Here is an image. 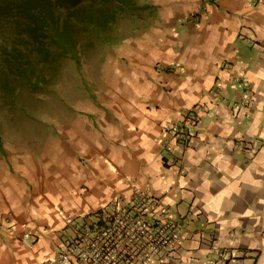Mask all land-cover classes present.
Returning a JSON list of instances; mask_svg holds the SVG:
<instances>
[{
    "label": "crops",
    "instance_id": "1",
    "mask_svg": "<svg viewBox=\"0 0 264 264\" xmlns=\"http://www.w3.org/2000/svg\"><path fill=\"white\" fill-rule=\"evenodd\" d=\"M140 2L151 17L119 48L106 121L0 198V264L56 256L79 219L133 185L179 222L162 264H264V0H214L199 23L200 0ZM187 112L189 144L165 148Z\"/></svg>",
    "mask_w": 264,
    "mask_h": 264
},
{
    "label": "rangeland",
    "instance_id": "2",
    "mask_svg": "<svg viewBox=\"0 0 264 264\" xmlns=\"http://www.w3.org/2000/svg\"><path fill=\"white\" fill-rule=\"evenodd\" d=\"M24 1L0 0V198L26 180L29 166L60 148L76 151V140L106 121L119 48L151 17L146 3L129 0L98 30L84 21V9L57 5L46 17L37 6L24 10ZM49 27L71 33L75 52L61 48Z\"/></svg>",
    "mask_w": 264,
    "mask_h": 264
},
{
    "label": "built area",
    "instance_id": "3",
    "mask_svg": "<svg viewBox=\"0 0 264 264\" xmlns=\"http://www.w3.org/2000/svg\"><path fill=\"white\" fill-rule=\"evenodd\" d=\"M214 0H200L190 13V20L201 22L210 12ZM176 64L159 63L158 68H175ZM198 113L187 112L174 124L165 148L171 143L186 147ZM130 193H116L91 215L78 220L73 233L67 235L56 256L41 264H162L175 254L180 226L168 216L160 197L131 186ZM67 221L71 220L68 215Z\"/></svg>",
    "mask_w": 264,
    "mask_h": 264
},
{
    "label": "trees",
    "instance_id": "4",
    "mask_svg": "<svg viewBox=\"0 0 264 264\" xmlns=\"http://www.w3.org/2000/svg\"><path fill=\"white\" fill-rule=\"evenodd\" d=\"M93 3H90V2ZM129 0H25L21 6L24 10L28 8L36 7V11L39 14H45L49 17V14L55 11L57 5L65 6L66 8L78 7L81 11L84 9V21L92 24V29L105 30L112 23L116 21L121 10H123L128 4ZM90 3V4H89ZM94 3L97 5L95 6ZM115 4V5H114ZM90 7V10H86V7ZM45 18V17H44ZM51 37L60 44V47L65 51L75 52V49L71 50V46L74 45L71 38V33L67 30L55 31L52 27H49Z\"/></svg>",
    "mask_w": 264,
    "mask_h": 264
}]
</instances>
